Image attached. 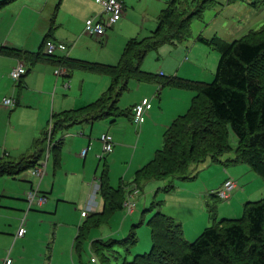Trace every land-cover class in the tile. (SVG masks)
<instances>
[{
    "label": "trees",
    "instance_id": "1",
    "mask_svg": "<svg viewBox=\"0 0 264 264\" xmlns=\"http://www.w3.org/2000/svg\"><path fill=\"white\" fill-rule=\"evenodd\" d=\"M187 1L171 0L159 14L157 27L149 40L130 39L117 65L57 58L46 52L45 55L40 54V57L46 56L47 60L69 71L79 69L94 72L109 76L111 80L107 90L96 101L52 115L54 132L51 133L50 151L54 153L55 161L58 160L60 143H53L52 134L84 121L121 116L133 120L134 106L124 111L119 109L117 103L128 80H151L150 76L139 70V61L149 50L161 44L187 40L191 34V21L201 19L204 11L215 3V0ZM235 1L228 0L229 3ZM250 5L254 8L264 7V0H250ZM250 31L230 43L213 39L220 57L212 82L176 77L160 80L161 86H179L193 91L194 95L187 111L174 118L164 130L161 148L155 151L149 162L135 171L131 188L139 189L143 183L153 180L190 179L191 169L207 158L220 162L221 156L232 150L228 140L229 131L235 135L238 143L231 162L247 165L264 180V24L260 29ZM199 40L212 45L208 40ZM0 52L13 53L19 58L26 56L22 50L13 48L0 47ZM46 140L47 132L37 142V147ZM43 152L40 149L36 155L18 163L6 162L0 166V177L34 168ZM98 180L103 206L101 211L88 214L79 226L73 242L74 252L78 254L93 228L106 224L114 213L123 210V203L132 190L123 183L112 187L107 168L102 170ZM172 188L171 184L164 190L168 192ZM148 225L152 240L150 252L136 255L131 261L124 260L121 264H264V199L247 202L241 219H222L218 224L205 228L193 242L184 239L181 224L160 211L154 214ZM114 242L102 239L91 242L90 247L100 255L101 264H110L109 255L104 252H108ZM135 242L133 232L122 242L119 241L125 245V249ZM238 258L243 260L235 261Z\"/></svg>",
    "mask_w": 264,
    "mask_h": 264
},
{
    "label": "rangeland",
    "instance_id": "2",
    "mask_svg": "<svg viewBox=\"0 0 264 264\" xmlns=\"http://www.w3.org/2000/svg\"><path fill=\"white\" fill-rule=\"evenodd\" d=\"M147 1L148 0H135L133 23L137 25L139 30H137L138 35L135 36L134 39L139 41L149 40V37L157 27L156 20L155 23H153L151 19H146V21L142 23L141 12L148 9ZM187 2L191 3V0ZM183 7H186V5ZM129 10L130 8L128 5V11ZM263 24L264 7H259L257 9L253 8L247 1H244V3L237 2L235 4H227V0H215L213 6L204 11L201 19H193L191 21V34L187 40L181 43L161 44L149 50L144 55L138 63V68L141 72L150 76L151 80L141 82L135 79L128 80L125 90L119 96V109L128 111L138 98L145 95L153 97L154 108L151 114L154 113L155 119L150 120L147 118V122L149 124L154 123V121L159 122L158 117L160 116L161 122H166V124H168L171 122L168 119V112L170 111L174 118L184 114L189 108L194 92L175 85L171 87L161 86L160 82L173 77L196 82H212L220 57V52L216 48L217 44L214 46L213 39L218 38L223 42L230 43L233 40L241 38L250 30L260 29ZM36 31L37 28L35 32ZM199 36L202 39L212 42V45H207L200 41ZM118 61L119 60L116 61L117 63L115 65L118 64ZM60 69L62 68H58L57 70ZM171 70H173V73H170ZM77 71L78 70H74L76 74L79 73ZM81 71L97 75L94 72ZM161 71L165 75L164 77L159 76V72ZM2 76H5L6 79L0 84V98L8 94L5 91L7 86L10 88L16 85V82L9 77V73L5 72ZM99 76L102 77L104 75ZM75 81L76 82L73 84L74 87L68 91L71 92L75 89L78 94V92L81 91L80 86L82 83L76 78ZM110 82L111 80L109 81V85ZM84 90L87 92L86 86ZM158 90L159 92H157ZM161 92L162 96L160 102ZM67 93L64 92V94L68 95ZM167 93H169L170 96L168 97L169 100L166 102ZM68 97L70 98L71 96L68 95ZM9 115L10 113L7 111L5 116L2 115L0 118V145L4 143L5 128L7 127L6 124ZM121 118L120 121H126L127 124L130 123L128 116H123ZM9 120L16 125V130L21 129L19 131L21 132L20 134L15 133L17 136L11 133L9 141L12 143L13 141L18 142V139H20L18 135H22L24 129H28L20 122L28 120V115H24V118L20 119L17 114H13L12 117L10 116ZM109 122L110 120L97 121L94 123L92 131L90 130L91 128L88 130L87 135L91 133L90 151L86 161L82 158L73 160L69 155H65L63 161L66 162V166L62 169V163L61 169L58 170V168H55L53 162L54 153L50 151L48 165L46 167L47 176L42 181V189L49 194L48 202L42 207L33 206L30 215L33 214V217H35L34 221L36 222V229L33 231V239L31 242L35 247L37 245L35 244V240L39 241L44 238L47 232H49V228L52 229L51 236L55 228L59 229L58 235H55V237L57 236V247L51 258L52 264H101L102 260L100 255H97L90 247L94 239H102L105 240V242L109 240L115 241L112 247H110V250L104 252L106 255H109L108 261L110 264H121L124 260L131 261L136 255L149 253L152 247V240L148 222L158 211L174 218L176 222L180 223L184 239L187 242H193L205 228L218 224L222 219H241L244 205L247 202H256L264 199V180L252 172L247 165L231 162L234 158V151L238 143L235 135L229 131L228 140L232 150L222 155L220 162L207 158L205 162L197 164L191 169L190 179L169 178L166 180H153L143 183L139 188L140 194L134 199L136 205L135 211H133L132 214H127L124 209L117 211L113 214L109 222L100 227L93 228L90 231L88 238L84 241L80 254L75 253L74 249L73 252H70L78 227L85 219L80 218V207L69 201H65L62 194H59L62 193L66 186L67 188L73 187L74 191L73 184H65V172L79 171L82 169L83 163L85 162V167L88 170V178H90L89 183H91L94 179H99V175H101L104 166L109 170L108 165L111 164L110 158L113 153L102 155L101 143L99 141L101 131H109L113 135L118 131L116 126H113L115 129H108ZM2 125L3 128H1ZM129 125L133 128V132L129 129L126 137L128 140L133 139V144L131 145L132 149L128 153L129 158L126 157L124 159V161H126L125 163L119 161L110 170L112 173L108 175V177L112 179L113 182L111 186L113 187L117 186L121 178L125 184H129V188L133 186L132 169L128 172L131 163L130 156L133 157L134 155V157L137 158L145 154V157L149 159L152 157L153 152L157 148H160L159 139L161 140L163 133H161V135L158 133L159 136H157V133L153 132L154 134L149 135V137L144 135L140 139V137L137 138V136L140 134L141 129L134 124ZM118 127L120 130H124L121 129L120 124ZM135 127L137 129H135ZM48 128L49 127H47L44 132H47ZM7 129L10 128L7 127ZM87 141L88 140H86V145ZM54 142H56L55 139L53 143ZM42 149L44 150L42 155L45 160L47 154L46 142L43 143ZM100 155L102 159H99ZM20 174L21 177L29 178L32 181L34 180L29 170H25ZM108 174H110L109 171ZM71 177L72 176H69V178ZM252 177H256L255 179L257 180H251ZM229 178L237 181L238 187L232 191L228 201L219 199L217 195H214V198L202 196L200 189L206 188L208 192L211 189L218 190L222 187L226 179ZM52 184H54L53 187ZM171 184L173 187L172 190L168 192L165 191L164 188ZM181 186L187 188L182 190L183 193L179 192V187ZM241 188L245 190L241 192ZM190 191H193V193ZM208 192L207 194H209ZM239 193H242V195H239ZM190 196L194 199H191ZM97 199L99 202V195ZM22 204H24L23 207L26 209L27 204ZM57 205L58 207L55 209ZM165 206H171L173 208V213L177 215L175 217L168 215V210ZM28 220L30 219L28 218L26 220L25 218L24 222ZM49 223H52V226ZM61 225L63 228H59ZM130 232L134 233L136 242L135 244L128 245L127 249H125V245L123 246L119 241L122 242L124 239L128 238ZM30 236L31 235H28L26 238L28 239ZM61 253H64L66 260L62 258ZM92 258L96 259L95 263L91 262ZM236 260L243 259L238 258L235 259V261Z\"/></svg>",
    "mask_w": 264,
    "mask_h": 264
},
{
    "label": "crops",
    "instance_id": "3",
    "mask_svg": "<svg viewBox=\"0 0 264 264\" xmlns=\"http://www.w3.org/2000/svg\"><path fill=\"white\" fill-rule=\"evenodd\" d=\"M121 1L123 2L122 18L112 28L106 31L105 36L91 37L84 33V25L88 18L91 16H99L102 12V8L96 0H0V47L18 49L26 53L24 58H19L13 53L0 52V84L6 79V77L2 75L5 72L9 73L18 63L22 62L26 67V75L22 76L19 83L16 82L17 87L16 85L10 88L7 86L5 91L8 94L0 98V118L2 115L5 116L7 111L10 113L6 124L10 129H7V127L5 128L4 143L0 145V166L5 165L6 162L18 163L22 159L36 155V152L42 149L43 146L40 145V147H37V142L41 140L42 135L45 133V129L51 123L53 114L74 110L90 104L100 98L107 90L110 81L109 76L104 75L101 77L99 74H88L79 69H72L69 71L65 67L59 66L56 62L47 60L46 56L40 57V54L45 55V42L50 40L56 44L63 45L65 48L63 51L57 50L55 52L53 56L57 58L65 57L78 61L115 65L117 63L116 61L120 59L125 43H127L129 39L137 36V30H139L137 25L133 23L135 0ZM170 1L171 0H148V9L141 12L142 23L145 22L146 19H151V21L155 23L161 11L166 8ZM244 1H247L250 5V0H237L233 3H229L227 0V4H235L237 2L244 3ZM128 5L130 8L129 11ZM36 28L37 31L35 32ZM58 68H62L65 72L62 75H57L55 71H57ZM74 70H78L77 72L79 73L76 74ZM160 73H162L163 77L165 76L162 71L159 72V75ZM170 73H173V70H171ZM75 78L82 83L80 86L81 91L78 92V94L75 89L71 92L68 91L74 87L73 84L76 82ZM85 86L87 92L84 90ZM64 92H68L67 94L71 97L69 98ZM157 92H159V90ZM162 92L160 93V102ZM169 96V93H167L166 102L169 100ZM5 97H12L15 100V106L12 110L2 105V99ZM145 98L150 100L151 108L147 112L145 121L142 123L143 125L137 126L141 129L140 134L137 136V138L140 137V139L144 135L149 137V135L154 133H157V136L161 135L171 123H162L160 116L158 117L159 122L154 121V123H152L153 126L147 122V118L150 120L155 119L154 113L151 114L154 108L153 97H148L146 95L142 96L138 98L131 107L139 104L142 99ZM13 114H17L20 119L24 118V115H28V120L20 122L28 129H24L22 135H18L20 136L18 142L13 141L12 143L9 141L11 133L15 136L21 133L19 132L21 129L16 130V125L9 120L10 116L12 117ZM121 117H108L100 120L79 122L63 131L57 132V134L55 133L56 136L54 135L53 138L56 142L61 141L59 144L58 160L55 161L54 158L53 161L55 168H58V170L61 169L63 163L62 169H64L66 166V162L63 161L65 155H69L71 159L75 160L81 158L79 156L80 152L89 147L86 156L82 158L86 161L90 151L91 133L87 135L88 130L91 128L90 130L92 131V127L97 121L110 120L107 128L115 129L113 126H116L118 131L115 132L114 135L109 131H101L100 135L109 133L113 138V155L110 158L111 164L108 165V171L110 173L108 175H111L112 172H110V170L116 163L119 161L125 163L126 161H124V159L126 157L129 158L128 153L131 151V145L133 144V139L128 140L126 136L129 129L133 132V128L129 124L133 125L134 123L130 118H128L130 119V123L128 124L126 121H120ZM168 117L169 121L174 119L170 111L168 112ZM119 124L121 129H124L123 131L119 129ZM1 128H3V125ZM135 129L137 128L135 127ZM162 139L163 137L161 140L159 139L160 148L163 144ZM86 140H88L87 145ZM158 149L159 148L156 150ZM152 157L148 159L145 157V154L137 158L134 157V155L133 157L130 156L131 163L128 172L132 169V181L135 171L149 162ZM44 161H46L47 167L48 158L44 160L43 155H41L37 160L36 166ZM104 168L106 167L104 166ZM21 172L4 174L0 177V264H5V261L8 259L11 260V264H52L51 258L57 247V236L55 237V235H58L59 229L55 228L51 236L52 229L49 228L50 230L44 238L39 241L35 240V244H37L35 247L33 243H31L33 231L36 229L35 217H33V214L30 215V211H32L33 207L27 210V207L24 209V204H22L26 203L25 193L31 188H34L37 184L39 191L46 196L48 202L49 194L42 189V181L47 174L38 182L34 177H32L34 179L33 181L29 178L21 177ZM69 176L72 177L69 178ZM255 178L256 177H252L251 180H257ZM89 182L90 178H88V170L84 162L82 169L79 171L65 172V184H73L74 191L73 187L67 188L66 186L62 193L59 194H62L65 201H69L80 207L82 211L89 199L90 184L92 183ZM112 182V179L109 178L110 185ZM235 182L236 189L238 187V182ZM122 183L125 184L121 178L116 187ZM53 185L54 184H52V187ZM184 189L187 188L183 186L179 187V192H182ZM244 190L245 189L241 188V192ZM216 191L217 189H211L209 192L206 188L200 189L202 196H209L210 198L214 196V192ZM190 192L193 193V191ZM207 192L209 194H207ZM239 195H242V193H239ZM190 198L194 199L192 196H190ZM102 206V199L100 198L98 202L96 198V206L92 213L99 212V210L101 211ZM57 207L58 205L55 206V209H57ZM165 208L168 210V215L173 217L177 215L173 213V208L171 206H165ZM23 218H26V220L28 218L30 219L27 222L25 221L26 233L23 237H17L16 235ZM49 224L52 226V223ZM59 228H63L62 225L59 226ZM28 235L31 236L27 239L26 237ZM70 252H73V244ZM61 255L62 258L66 260L64 253H61Z\"/></svg>",
    "mask_w": 264,
    "mask_h": 264
},
{
    "label": "built area",
    "instance_id": "4",
    "mask_svg": "<svg viewBox=\"0 0 264 264\" xmlns=\"http://www.w3.org/2000/svg\"><path fill=\"white\" fill-rule=\"evenodd\" d=\"M96 2L101 6L102 12L99 16H91L85 21L84 25V33L91 37H103L108 29L112 28L121 18L123 15V2L121 0H96ZM65 48L61 44H56L50 40L46 41L45 43V52L48 55H54L57 50L63 51ZM65 71L63 69L55 71L57 75H62ZM26 74V67L21 62L13 68L9 72V77L18 82L23 75ZM162 76V73H160ZM2 105L7 108L11 109L15 106V100L13 98H3ZM151 108L150 100L145 98L142 101L133 107V123L136 126H140L146 118L147 112ZM47 131V154L46 159L49 156L50 148L52 146L51 141V133H52V124L50 123L48 126ZM99 141L101 143L102 148V155L110 154L113 152L114 149V142L113 138L109 133H103L99 137ZM89 147L83 149L80 152V157L84 158L87 154ZM99 159H102V156H99ZM32 177H34L38 182H40L46 176V161L42 164L32 168L29 170ZM236 187V182L229 178L227 179L222 187L214 192L215 195L219 199L229 200L232 191ZM100 190V183L99 180L92 181L90 184V193L88 203L85 208L81 211L80 216L81 218H86L88 214L92 213L94 207L96 206V198L99 194ZM140 194L139 189L132 188L131 192L127 195L125 202L123 203V209L126 211L127 214H132L135 209V197ZM25 200L27 204V210H30L33 206L42 207L44 204L47 203V198L43 195L38 188V184L31 188L29 191L25 193ZM26 233L25 229V222L24 218L22 219L21 226L17 232V237H23ZM91 262L95 263V259L92 258ZM5 264H11V260H6Z\"/></svg>",
    "mask_w": 264,
    "mask_h": 264
},
{
    "label": "bare ground",
    "instance_id": "5",
    "mask_svg": "<svg viewBox=\"0 0 264 264\" xmlns=\"http://www.w3.org/2000/svg\"><path fill=\"white\" fill-rule=\"evenodd\" d=\"M2 5H3V4H2ZM0 6H1V5H0ZM256 9H257V8H256ZM250 32H251V31H250ZM199 37H200V36H199ZM200 38H201V37H200ZM206 39H207V38H206ZM228 39H229V38H228ZM240 39H241V38H240ZM25 75H26V74H25ZM25 75H24V76H25ZM10 110H11V109H10ZM55 130H56V129H55ZM53 132H54V130H53ZM53 132H52V133H53ZM56 134H57V133H56ZM52 136H54V135L52 134ZM55 136H56V135H55ZM52 140H53V138H52ZM58 142L60 143L61 141H58ZM226 154H227V153H226ZM215 161H216V160H215ZM259 177H260V176H259ZM261 178H262V177H261ZM262 179H263V178H262ZM262 181H263V180H262ZM214 195H215V194H214ZM212 197H213V196H212ZM214 197H215V196H214ZM214 197H213V198H214ZM221 200H222V199H221ZM103 201H104V200H103ZM207 203H208V202H207ZM207 205H208V204H207ZM99 211H100V210H99ZM123 213H124V212H123ZM179 224H180V223H179Z\"/></svg>",
    "mask_w": 264,
    "mask_h": 264
}]
</instances>
